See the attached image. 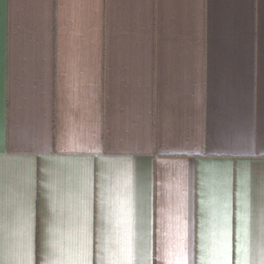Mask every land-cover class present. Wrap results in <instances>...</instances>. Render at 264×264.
<instances>
[{"label":"crops","instance_id":"crops-1","mask_svg":"<svg viewBox=\"0 0 264 264\" xmlns=\"http://www.w3.org/2000/svg\"><path fill=\"white\" fill-rule=\"evenodd\" d=\"M0 264H264V0H0Z\"/></svg>","mask_w":264,"mask_h":264}]
</instances>
